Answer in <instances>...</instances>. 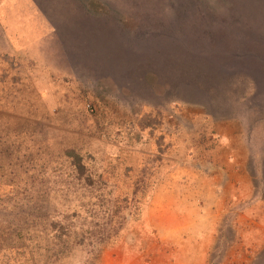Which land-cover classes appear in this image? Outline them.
Instances as JSON below:
<instances>
[{
    "label": "rangeland",
    "instance_id": "1",
    "mask_svg": "<svg viewBox=\"0 0 264 264\" xmlns=\"http://www.w3.org/2000/svg\"><path fill=\"white\" fill-rule=\"evenodd\" d=\"M0 264H264V0H0Z\"/></svg>",
    "mask_w": 264,
    "mask_h": 264
}]
</instances>
